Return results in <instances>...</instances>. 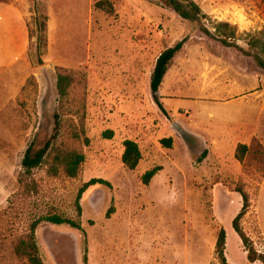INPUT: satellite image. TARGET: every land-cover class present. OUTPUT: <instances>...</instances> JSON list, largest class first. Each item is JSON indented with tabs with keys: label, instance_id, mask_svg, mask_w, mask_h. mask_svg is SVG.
Segmentation results:
<instances>
[{
	"label": "rangeland",
	"instance_id": "obj_1",
	"mask_svg": "<svg viewBox=\"0 0 264 264\" xmlns=\"http://www.w3.org/2000/svg\"><path fill=\"white\" fill-rule=\"evenodd\" d=\"M0 0V264H24L16 237L42 217L57 214L82 230L42 223L36 232L44 264H222L216 253L226 232L228 264H253L233 228L241 224L264 255V112L245 97L264 90L253 58L201 34L160 0ZM209 17L228 23L230 41L264 59V0H194ZM34 3L48 17V46L37 50ZM158 95L151 91L158 57L184 38ZM41 59L42 64L39 63ZM73 77L65 101L58 74ZM59 133L55 146L84 155L77 178L34 170L38 194H21L23 157ZM172 139V147L161 144ZM136 142V170L122 162L124 143ZM249 150L240 162L239 146ZM162 170L145 185L142 176ZM93 179L109 186L81 188ZM262 183V184H261ZM261 184V185H260ZM254 264H263L256 262Z\"/></svg>",
	"mask_w": 264,
	"mask_h": 264
},
{
	"label": "trees",
	"instance_id": "obj_2",
	"mask_svg": "<svg viewBox=\"0 0 264 264\" xmlns=\"http://www.w3.org/2000/svg\"><path fill=\"white\" fill-rule=\"evenodd\" d=\"M165 6L171 8L178 16L183 20L188 21L196 26L198 31L214 40H219L221 44L228 48H234L238 52L242 53L245 56L253 58L257 66L264 70V59L259 55H251L243 47H240L238 44L232 43L230 39L234 36V30L228 23H217L213 29L209 28L206 25L208 16L203 12L199 4L194 0H160ZM95 7L101 11H104L108 14H114V6L109 0H101L96 3ZM34 11L36 14V27H37V50L39 52V57L41 52L48 46V17L44 13L40 12L37 3H34ZM189 38H184L178 42L175 46L166 49L157 59L154 71L151 77V91L155 98V101L158 107L167 115L166 111L163 108L162 103L160 102L158 95L164 79L168 74L171 63L176 58V56L183 50ZM39 63L42 64L41 59ZM73 77L69 74L60 72L58 74V93L60 99L65 101L69 95V90L73 85ZM59 133V123L55 127V134L45 143L44 147L37 149L34 144L29 146L27 149L23 160H22V171L19 175V185L21 189V194L30 197L32 195L38 194L39 187L34 178V170L42 167L47 160L49 163V173L53 176H57L60 171H63L69 178H77L80 174L82 165L85 161V157L82 153L72 150H62L55 146L57 140V134ZM172 139H163L161 144L169 148L172 147ZM249 148L246 145L239 146L237 150L236 157L242 162ZM256 153L264 161V148L261 144H257ZM142 159L141 149L139 145L131 140H127L124 143V153L122 156V162L124 165L131 171L137 169L140 161ZM162 170L161 167H155L152 170L146 172L142 176V181L145 185H149L151 180ZM264 175V173H263ZM264 177V176H263ZM103 185L109 186V183L103 179H93L86 183L78 193L76 206L78 215L81 216L82 209L80 201L83 194L91 187ZM238 194L241 195L243 200V207L240 213L233 221V228L242 240L247 252L248 260L250 263L262 262L264 264V255L258 254L255 250L253 243L245 234L242 228V220L247 215L248 211L251 208V198L248 193L243 189L238 188L236 190ZM2 212H0L1 216ZM42 223H50L58 226L68 225L77 230H82V225L80 222L64 218L57 214H51L47 216H42L34 220L29 229L22 235L16 237L14 241V255L22 260L24 264H44V261L41 257L39 246L37 244L36 232L39 226ZM226 250V232L221 230L217 244H216V253L220 262L222 264H228L225 256Z\"/></svg>",
	"mask_w": 264,
	"mask_h": 264
},
{
	"label": "crops",
	"instance_id": "obj_3",
	"mask_svg": "<svg viewBox=\"0 0 264 264\" xmlns=\"http://www.w3.org/2000/svg\"><path fill=\"white\" fill-rule=\"evenodd\" d=\"M246 90L249 91V95H245V97L253 98V100L255 102H259L260 107H261V109L259 111V114L262 113V112H264V90L261 91L258 88L251 90L249 87H244L243 88V91H246ZM160 95H161V90H160Z\"/></svg>",
	"mask_w": 264,
	"mask_h": 264
}]
</instances>
